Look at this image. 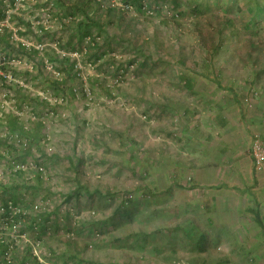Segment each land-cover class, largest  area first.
<instances>
[{"label": "rangeland", "instance_id": "1", "mask_svg": "<svg viewBox=\"0 0 264 264\" xmlns=\"http://www.w3.org/2000/svg\"><path fill=\"white\" fill-rule=\"evenodd\" d=\"M76 2L89 3L97 10L90 20L105 26L91 24L83 37ZM143 3L140 12L127 0H35V264H210L201 227L190 225L209 181L195 183L191 165L207 164L213 184L246 188H230L239 202L264 191V167L252 157L264 139V0ZM133 17L142 36L127 29ZM27 23L33 0H0L5 39L33 48ZM222 25L223 50L207 64ZM181 48L191 68L174 64ZM64 54L75 59V95L52 87L67 75L56 57ZM184 74L193 75L192 89ZM226 115L239 129L233 142L224 138ZM3 241L6 264H33V58L0 43Z\"/></svg>", "mask_w": 264, "mask_h": 264}, {"label": "crops", "instance_id": "2", "mask_svg": "<svg viewBox=\"0 0 264 264\" xmlns=\"http://www.w3.org/2000/svg\"><path fill=\"white\" fill-rule=\"evenodd\" d=\"M223 122L225 123L224 138L233 142L235 137L238 138V133L236 136H231V132L239 129L235 130V121L230 115H226ZM230 153L231 150H228V155ZM191 166L194 169L195 183L205 184L203 181H209L208 186L204 185L206 189L203 191L206 200L201 205L198 203L199 213L195 218L192 217L190 223L192 227L202 229L198 232V244H206L207 249L213 252L208 254V262L264 264V191H260V194L256 191H248L251 198L246 197L245 202H239L240 199H234V194L232 195L230 191L233 189L244 191L247 190L246 188L229 187L223 181L213 184L214 177L209 175V171H206L208 169L202 167L208 166L207 164L196 163ZM200 207L204 208L205 213L201 212ZM217 244L223 245L222 253H219L220 248L218 250ZM200 258L202 257L199 256Z\"/></svg>", "mask_w": 264, "mask_h": 264}, {"label": "trees", "instance_id": "3", "mask_svg": "<svg viewBox=\"0 0 264 264\" xmlns=\"http://www.w3.org/2000/svg\"><path fill=\"white\" fill-rule=\"evenodd\" d=\"M127 1L132 6H135L140 12L143 10V7H144L143 0H127ZM74 4H76V5H73L75 8H78V7L83 8L84 15L86 16V23L82 24V22H81V24H78V26L80 28H82V29L85 28V30H86V33H85V35H83V37L89 34V29H90L91 24L99 26L100 29H102L103 26H105V24H106L105 22L102 23V24H99V22H97L96 20H90V18H93L92 15L94 16V14H96L97 10L95 8L91 7L89 3L88 4L77 5V2H76ZM71 7H72V5H71ZM191 10L193 12H195L196 8H194V9L191 8ZM110 11H112L111 7L109 8L107 13H110ZM124 12L125 11H121L120 15H119V24H121V25H123V23L125 24ZM154 14L155 13H153L152 15H154ZM134 19L135 18L133 17L130 20L131 26H129V28H127V29H130L132 31V34H135L137 36H142V31L141 30H135V28H137V20H134ZM225 23H223V24H225ZM27 27H28V32L33 34L32 24L31 23H27ZM224 28L225 27H223V25L220 26L219 28H217L218 31L216 33L218 34L217 35L218 39H217L216 42L214 40V45H213L212 49H210V46H212V45H210L208 47L207 55L205 57V59H207V64H209L210 61L214 60V58L216 57V54L219 53L220 50H223V39H222V36H223V34L225 32ZM42 32L45 35V34L49 33V30L45 29L44 25H42ZM201 34L203 36V33H201ZM202 40H203V42L206 41L205 38L202 39ZM134 41H137V43L134 42L136 47L138 46V48H140L139 46H141V49H139V52L144 54V51H143L144 46L143 45H145L146 40L142 41V43L140 45H137L139 43V41H140L139 38L138 39H134ZM0 43L1 44L5 43L6 47L9 48L11 51H18V52L22 53L24 56H28V57H32L33 58V48L32 47H28V45H25L24 43H21V42H18V45H16L15 42H10L9 40L5 39V34L2 33V32H0ZM97 50L95 51V54L97 55L96 57L97 58H101L103 56V52H102L101 46L97 45ZM35 53H37L36 49H35ZM144 55H146V54H144ZM35 56H37V55H35ZM188 56H189L188 53H185L184 49L181 48L178 51V53L175 56V58H173L174 59V64L177 65V66L180 65L182 69L187 68V67L191 68V66L188 63ZM56 57H57L58 61L61 63V65H63L62 70L65 71V73L67 75H66V77L64 79H56V80H54V82L52 84V87H53L54 90H56V92L58 94L62 93L64 95H66L67 91L69 90V93L71 95H75L76 92H75V89H74L73 85H71V84L69 85V81H71L72 78H76V76H77V73L71 74L72 70L74 69V67L76 65L75 62H74L75 59H73V57L68 56L66 54H64L63 56L56 55ZM152 57H153V54H148L147 55V58L150 59L151 62L156 63V61L152 60L153 59ZM40 59L42 60V57H40ZM41 60H38L37 63L38 64H43V61H41ZM160 60H163L164 62L166 61L163 57H161ZM194 64H196V63H194ZM4 67H7V66H4ZM183 78H184V84L186 86L190 87L191 89L195 86L196 83H195V79H194L193 75L184 74ZM18 95H22V94H19V91H18ZM45 102H47V101H45ZM9 124H10V126H12V128L14 130L19 128L23 132V126L20 123L19 116H12L11 118H9ZM38 124L42 125V121H38ZM38 128H40V127H38ZM28 149H30V148H28ZM76 182H77L78 187H84V188H86V190H89V187L84 186L81 183L79 178H76ZM97 191L101 192L102 190L99 188V189H97ZM4 205L6 207L9 206L8 203H5ZM8 247H9V245H8L7 242H4V241L0 242V264H6L7 263V260L5 259L3 261V260H1V257L3 255H6ZM28 263H29V260L27 259V257H24L23 259L20 260V264H28Z\"/></svg>", "mask_w": 264, "mask_h": 264}, {"label": "built area", "instance_id": "4", "mask_svg": "<svg viewBox=\"0 0 264 264\" xmlns=\"http://www.w3.org/2000/svg\"><path fill=\"white\" fill-rule=\"evenodd\" d=\"M252 157H253L255 167L258 170H261L264 167V139L263 138L257 139L254 142L253 147H252ZM13 163H14V161H13ZM3 208L4 207L2 206V209ZM6 208L8 209V211L10 213L12 212V210H11L12 205L9 204V206ZM6 208H4V209H6Z\"/></svg>", "mask_w": 264, "mask_h": 264}]
</instances>
